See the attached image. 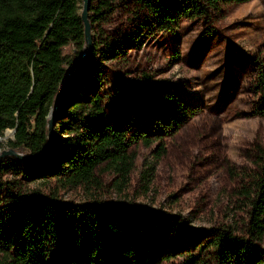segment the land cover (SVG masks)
<instances>
[{"label":"rangeland","instance_id":"obj_1","mask_svg":"<svg viewBox=\"0 0 264 264\" xmlns=\"http://www.w3.org/2000/svg\"><path fill=\"white\" fill-rule=\"evenodd\" d=\"M98 1L90 5L97 7ZM116 3L114 12L92 29L96 43L79 70L82 85L101 94L112 124L151 134L164 131L169 104L159 93L168 85L185 108V124L174 135L164 136L165 147H157L159 140L150 147H131L134 159L125 175L101 165L98 182L90 185L31 180L25 167L4 171L0 210L15 211L12 191L166 213L177 218L157 216L158 243L174 256L161 264H187L191 255L216 264L209 239L221 229L245 234L249 200L240 192L258 172V151L264 149V115L259 114L256 88L257 71L264 66V0L227 4L204 17L183 18L173 30H159L141 0ZM79 6L82 12L84 0ZM110 53L116 56L106 58ZM13 138L14 130L7 129L0 137V154L10 149ZM198 229L211 236L200 235ZM259 245L264 250V238ZM65 247L61 237L52 251L59 263ZM96 264L113 263L100 257Z\"/></svg>","mask_w":264,"mask_h":264},{"label":"trees","instance_id":"obj_2","mask_svg":"<svg viewBox=\"0 0 264 264\" xmlns=\"http://www.w3.org/2000/svg\"><path fill=\"white\" fill-rule=\"evenodd\" d=\"M80 1L0 0V137L7 129H15L14 138L8 141L10 149L42 155L29 163L15 156L12 162L0 159V186L4 171L18 172L22 167L31 180L55 178L74 186L97 183L96 171L104 164L125 175L134 159L131 147L139 143L150 147L158 140L157 147H165L164 136L174 135L185 124V108L168 85L159 93L169 104L162 133L134 132L112 124L101 94L85 89L79 76L94 51L93 35L92 49L76 66L61 95L54 139L46 152L55 101L68 79L69 67L86 46ZM121 1L99 0L97 7L90 5L92 29ZM248 1L141 0L159 30H173L183 18L204 17L221 11L223 5ZM115 56L110 53L106 58ZM256 88L259 114L264 115V66L257 71ZM59 132L67 137L61 138ZM257 164L258 172L240 192L249 200L245 234L221 229L209 239L216 250V264H264L259 245L264 238L262 148ZM10 195L16 209L11 213L0 210V264H96L100 257H108L113 264H161L174 256L158 243L161 225L155 220L158 215L169 221L177 216L93 201H61L40 192L20 196L11 191ZM197 232L211 236L205 229ZM61 237L66 247L59 263L52 251ZM187 264L212 263L191 255Z\"/></svg>","mask_w":264,"mask_h":264},{"label":"water","instance_id":"obj_3","mask_svg":"<svg viewBox=\"0 0 264 264\" xmlns=\"http://www.w3.org/2000/svg\"><path fill=\"white\" fill-rule=\"evenodd\" d=\"M81 17H82V20L84 22L86 46L83 50L82 55L79 57V59L73 65H71L69 67L68 79H67L66 83L64 84V86L62 87V89H61L60 93L58 94L57 99L55 101V107H54L53 112L51 114V117L49 119V143H48L46 152L50 149L52 142H53V139H54V128L56 125L55 114H56V111L59 107L60 98H61V95H62V93H63V91H64V89L68 83L69 77L74 72L76 66L84 59V57L89 53V51L93 47L92 26H91V22H90V0H84V7H83V10L81 12ZM14 132H15V129H14ZM8 156H15L17 159L25 160L26 162L29 163V162L33 161L36 156H42V155L30 156L26 153H21V152L16 151L15 149L11 148L8 150H4L2 152V154H0V159H4L5 157H8Z\"/></svg>","mask_w":264,"mask_h":264}]
</instances>
